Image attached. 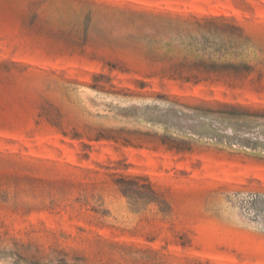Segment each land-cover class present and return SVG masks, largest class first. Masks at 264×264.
<instances>
[{"label":"rangeland","instance_id":"obj_1","mask_svg":"<svg viewBox=\"0 0 264 264\" xmlns=\"http://www.w3.org/2000/svg\"><path fill=\"white\" fill-rule=\"evenodd\" d=\"M0 264H264V0H0Z\"/></svg>","mask_w":264,"mask_h":264},{"label":"trees","instance_id":"obj_2","mask_svg":"<svg viewBox=\"0 0 264 264\" xmlns=\"http://www.w3.org/2000/svg\"><path fill=\"white\" fill-rule=\"evenodd\" d=\"M209 20H218L210 18ZM242 33L239 27H231ZM203 64V63H202ZM203 66V65H199ZM226 69L213 65L209 70H196L194 73L184 75L182 72L171 73L169 76L173 80H179L183 83H192L197 85L201 82L212 81L218 76H223ZM104 138V137H99ZM98 138V139H99ZM119 192L133 206L146 204H156L159 206L160 212H169L170 207L167 204L163 194L155 187V185L145 176H124L115 181Z\"/></svg>","mask_w":264,"mask_h":264}]
</instances>
